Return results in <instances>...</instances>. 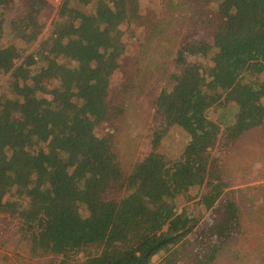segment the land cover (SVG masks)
Masks as SVG:
<instances>
[{"label": "trees", "instance_id": "trees-1", "mask_svg": "<svg viewBox=\"0 0 264 264\" xmlns=\"http://www.w3.org/2000/svg\"><path fill=\"white\" fill-rule=\"evenodd\" d=\"M190 1L151 101L150 148L128 163L112 87L140 0H60L48 25L49 0H0V218L31 258L210 264L245 233L222 157L264 133V0ZM226 105L231 120L211 115Z\"/></svg>", "mask_w": 264, "mask_h": 264}, {"label": "rangeland", "instance_id": "rangeland-1", "mask_svg": "<svg viewBox=\"0 0 264 264\" xmlns=\"http://www.w3.org/2000/svg\"><path fill=\"white\" fill-rule=\"evenodd\" d=\"M59 2L49 0L47 25L54 18ZM190 4V0H140L136 8L142 15L141 24L131 25L124 30V62L115 74L112 87L115 93L123 94L122 98H125L124 114L112 133L115 153L123 161L132 163L135 158L143 157L150 148L151 101L165 85V70L169 71L172 66L175 43L180 39L179 32L185 29L186 17L193 12ZM7 40L8 37H5ZM130 83L131 88L122 93V85ZM228 108L222 110L216 107L211 110V115L221 114L226 119L233 113L234 117L237 106L225 109ZM176 136L173 143L170 141L172 138L165 137L161 147L168 148V143L174 146L179 144L183 140L182 134ZM245 138L244 142L232 146L222 157L224 176L233 187L229 189H235L232 194L243 210L245 223L241 232L244 229L245 233L237 236L236 241L223 244L210 264H263L264 133L253 130ZM256 186L257 189H254ZM177 202L181 208V196L177 197ZM248 210L250 215H246ZM10 219L5 215L0 218V264H53L50 258H31L26 254L23 243H17L18 234H15L17 232H14ZM236 252L241 257L245 254L242 261L234 257Z\"/></svg>", "mask_w": 264, "mask_h": 264}, {"label": "crops", "instance_id": "crops-1", "mask_svg": "<svg viewBox=\"0 0 264 264\" xmlns=\"http://www.w3.org/2000/svg\"><path fill=\"white\" fill-rule=\"evenodd\" d=\"M228 106L235 107V106H233V105H226V107H228ZM226 107H225V108H226ZM225 108H222V110H229V108H228V109H225ZM232 114H233V113H232ZM232 114H231V115L229 114V115L227 116L226 120H231V119L233 118V115H232ZM217 117L221 118V114H218ZM224 119H225V118H224Z\"/></svg>", "mask_w": 264, "mask_h": 264}]
</instances>
